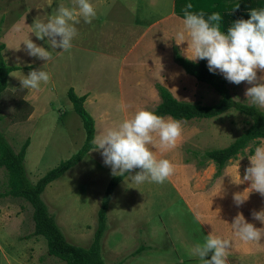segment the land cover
Masks as SVG:
<instances>
[{
  "label": "rangeland",
  "instance_id": "374dc122",
  "mask_svg": "<svg viewBox=\"0 0 264 264\" xmlns=\"http://www.w3.org/2000/svg\"><path fill=\"white\" fill-rule=\"evenodd\" d=\"M101 1L94 6L96 16L90 23L81 19L75 25L77 35L71 49L50 50L51 58L46 62L29 57L22 41L29 37L48 49L44 40H37L31 33V24L34 19H46L58 4L71 6V0H0L1 54L7 65L18 67L8 74L7 87L0 97V133L15 152L27 141L24 167L32 183L83 144L81 121L66 96L69 88L77 96H86L83 107L94 120L95 135L138 109L154 111L160 103V87L181 102L212 105L219 99L215 91L187 75L175 61V56L186 59V42L176 45L172 40L180 21L168 16L170 6L158 8L156 15L147 10L148 18L155 16L154 21L159 23L143 34L132 29L133 23L145 22L146 10L134 8L139 1ZM91 2L94 5L97 1ZM156 3L160 6L159 0ZM164 35L169 40L162 39ZM41 68L49 73V81L42 82L39 90L21 89L19 79ZM262 74L257 71L258 77ZM226 83L233 100L250 105L244 91L251 85L244 81ZM20 99L27 108L16 105ZM256 108L264 113V108ZM27 109L30 114L21 119ZM179 122L182 135L175 147L164 152L155 150L158 158L163 156L173 163V174L159 184H131L124 177L116 186L101 242L105 263L197 264L189 248L212 232L232 241L227 264H264V236L256 243H243L230 227L237 213L255 227H264L250 215L264 209V197L250 191L239 206L232 199L233 193L248 188L250 182L243 181L249 165L246 155L264 140L249 143L216 174L213 162L204 153L228 146L248 128L250 119L229 110L213 119ZM136 171L133 169L132 174ZM113 176L99 151L92 150L45 187L43 201L67 242L82 248L90 246L101 197ZM6 191V172L0 168V264H65L47 254L42 237L31 235L29 204L8 196ZM241 195L246 196L247 190ZM141 246L146 249L132 255Z\"/></svg>",
  "mask_w": 264,
  "mask_h": 264
},
{
  "label": "clouds",
  "instance_id": "9594fccd",
  "mask_svg": "<svg viewBox=\"0 0 264 264\" xmlns=\"http://www.w3.org/2000/svg\"><path fill=\"white\" fill-rule=\"evenodd\" d=\"M191 9L192 4L186 3L172 38L176 45L186 42L185 58L192 62L205 60L207 70L221 74L227 82L240 84L244 81L251 85L244 91L246 101L264 108V74L257 76L258 70L264 73V7L248 9L247 19L232 21L225 31L221 30L219 12L205 15ZM95 16L91 0H71L69 7L58 4L46 19H34L31 24V33L37 40H44L48 49L28 37L22 41L26 54L47 62L51 58L50 50L69 51L77 35L75 25L81 19L90 23ZM49 78V73L42 68L30 70L19 79L20 88L39 90L41 83H47ZM181 135L182 126L178 120L141 108L95 135L91 144L92 150L99 151L111 175L127 177L131 184L146 181L159 184L173 174L174 165L163 156L158 158L155 150L164 152L174 148ZM246 156L249 165L245 167L243 181L250 183L245 189L246 196L241 195L245 190L233 193L232 199L237 206L246 200L250 191L264 197V142L256 143ZM133 169L138 171L132 174ZM250 215L264 225V209ZM230 227L233 235L243 243H256L264 236V227H255L240 213L232 219ZM231 244L230 239L211 232L194 241L189 254L197 264H227Z\"/></svg>",
  "mask_w": 264,
  "mask_h": 264
},
{
  "label": "trees",
  "instance_id": "16d2710c",
  "mask_svg": "<svg viewBox=\"0 0 264 264\" xmlns=\"http://www.w3.org/2000/svg\"><path fill=\"white\" fill-rule=\"evenodd\" d=\"M175 12L179 13V0H176ZM222 3V1H221ZM220 2H217L219 6ZM264 7V0H255L252 8ZM250 8V9H252ZM207 9V10H206ZM196 10V8H192ZM205 15L211 12H219L221 20V30L225 31L230 23L236 19L248 18L243 17L240 9L231 10L227 6L204 7ZM3 45H0V97L7 87V76L12 71L18 69L15 66H9L5 63L1 51ZM175 61L184 70V72L200 83L206 84L219 96L216 103L212 105H201L199 103L177 101L164 88H158L160 103L154 109V112L160 116H169L176 120L190 121L193 119H213L223 113L234 110L250 119V124L235 140L228 146L220 149L206 151L204 156L207 160L213 162L216 168V174L221 171L225 163L235 158L249 143L255 140H264V113L255 106L237 102L232 99L227 83L224 78L217 73H210L206 67L205 60L196 62L189 61L180 56H175ZM67 99L71 103L72 110L79 117L85 138L81 147L72 154L68 159L60 161L55 167L48 170L36 182L32 183L26 174L24 167V156L27 147V141L22 145L18 152L0 133V168L6 172L7 191L6 194L13 198L26 201L32 210L33 232L32 236H40L44 239L47 254L57 258L65 264H106L101 253V242L105 236L106 212L108 204L114 193L118 183L124 178L121 176H113L103 192L100 205L97 210V225L93 234V240L88 248L75 246L66 241L64 234L56 224L54 217L49 213L48 207L43 201L42 194L47 185L59 179L65 172L73 168L79 163L90 151H92L91 141L95 136L94 120L84 109L83 104L86 96H77L72 88L67 91ZM18 107H28V104L20 99ZM29 110V109H27ZM30 114L19 116L26 119ZM1 120V116H0ZM146 247H139L132 255H138L143 252ZM120 264V263H118Z\"/></svg>",
  "mask_w": 264,
  "mask_h": 264
},
{
  "label": "crops",
  "instance_id": "0c3cea01",
  "mask_svg": "<svg viewBox=\"0 0 264 264\" xmlns=\"http://www.w3.org/2000/svg\"><path fill=\"white\" fill-rule=\"evenodd\" d=\"M94 1V0H92ZM96 4H94L93 6L99 5V2L96 0ZM134 1H139L138 4H136V6L134 8L140 9V10H146V18H145V22L139 23L137 22L136 24L133 23L132 24V29H138L141 31V33L145 34L148 32L149 28H152V26H156L158 25L159 21H154L156 19V17L154 16L153 18H148L150 17L147 16V10L149 11V14H157L158 13V8L164 7L166 5H168L169 9H167V11L171 14H169L168 16L174 17L173 19H178L180 21V18L182 17L183 13H182V9L184 8L186 3H191L192 4V8H196V10H192V11H202L205 12L206 10H204V7H219V6H227V8H229L230 10L232 8L234 9H240V12H242L243 14L246 15H242L243 17L247 16L248 9L252 8V4H254L255 0H179L178 4L180 7V11L179 13L175 12V4L177 3L176 0H159L160 1V6L156 3L158 0H134ZM141 1H143L141 3ZM220 2L219 6L217 5V2ZM222 1V3H221ZM263 1V0H262ZM104 3V1H101L100 4ZM238 5V7H236ZM126 8V7H125ZM154 12V13H153ZM165 17V15L163 16ZM247 19V18H246ZM162 21V20H161ZM165 32L169 33V29L166 28ZM161 34V33H160ZM157 35V34H155ZM154 35V36H155ZM167 39L169 40V38L167 36H163L162 39ZM16 67V66H15Z\"/></svg>",
  "mask_w": 264,
  "mask_h": 264
},
{
  "label": "bare ground",
  "instance_id": "6f19581e",
  "mask_svg": "<svg viewBox=\"0 0 264 264\" xmlns=\"http://www.w3.org/2000/svg\"><path fill=\"white\" fill-rule=\"evenodd\" d=\"M247 17V16H246Z\"/></svg>",
  "mask_w": 264,
  "mask_h": 264
}]
</instances>
